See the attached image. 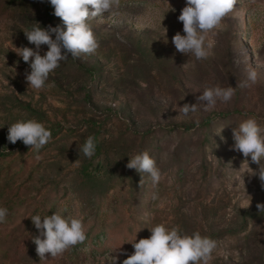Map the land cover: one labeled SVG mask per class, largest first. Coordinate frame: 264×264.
Wrapping results in <instances>:
<instances>
[{
    "label": "rangeland",
    "instance_id": "374dc122",
    "mask_svg": "<svg viewBox=\"0 0 264 264\" xmlns=\"http://www.w3.org/2000/svg\"><path fill=\"white\" fill-rule=\"evenodd\" d=\"M185 6L119 0L87 21L95 51L69 55L37 91L26 82L31 58L25 63L16 48L36 50L24 35L35 24L65 26L49 0H0V208L7 209L0 264H108L110 255L122 264L132 242L159 224L216 241L207 264H264V211L256 207L264 188L249 171L259 166L231 150L233 129L244 120L255 117L264 130V0H237L205 34V44L214 43L201 60L172 44L177 32L185 35L178 21ZM47 50L41 45L40 55ZM249 67L257 81L241 86ZM216 86L235 94L208 111L182 114L184 104ZM21 120L50 130L38 152L8 142V127ZM89 136L91 158L80 151ZM145 151L161 172L155 186L126 167ZM55 212L80 219L86 239L40 260L31 217Z\"/></svg>",
    "mask_w": 264,
    "mask_h": 264
},
{
    "label": "clouds",
    "instance_id": "9594fccd",
    "mask_svg": "<svg viewBox=\"0 0 264 264\" xmlns=\"http://www.w3.org/2000/svg\"><path fill=\"white\" fill-rule=\"evenodd\" d=\"M49 3L54 8V15L61 19L65 28L49 26L47 29H42L35 24L31 29H25L24 35L36 50L21 47L16 48L15 51L25 63L31 58L29 65L31 71L26 74V82L29 87L37 91L44 89L49 74L69 55L77 59L82 53L91 54L95 51L98 43L87 21L101 17L105 12H111L114 5L119 6V0H49ZM236 3L237 0H186V6L178 16L185 35L182 36L177 32L172 37V44L177 52L184 55L190 53L197 60L206 59L214 42L210 41L206 45L205 34L215 29L221 19L234 9ZM171 10L175 11V9ZM41 45H46L48 48L43 56L39 53ZM257 76L255 69L249 67L247 80L241 86H247L249 82L255 84ZM234 94L235 88L230 86L206 88L197 98L198 103L184 104L181 112L187 116L200 107L208 111L215 107L218 100L228 102ZM262 132L264 130L258 126L255 117L244 120L238 128L233 129L234 145L231 150L241 153L245 158L250 156L251 161L259 166L257 171L248 169L252 176H258L261 187L264 188ZM50 139V130L36 120H21L8 127L9 143L22 141L25 146H30V149L37 152ZM95 148L94 137L89 136L80 151L85 157L91 158ZM36 158L39 159V156ZM126 167L136 170L139 174H147L153 186L161 180V172L156 167V162L146 151L130 158ZM141 177L140 184L144 180V177ZM256 207L260 212L264 211V204H257ZM6 216L7 209L0 208V223L5 221ZM31 220L34 227L40 230L39 236L33 238L40 260H46V253L51 257L62 255L70 247L83 243L86 239L82 221L71 215L65 216L61 212H55L43 219L35 215ZM149 231L151 233L149 238L132 242L134 251L131 255L124 253L128 258L124 259L122 264H198L201 261L207 264L211 258L210 254L217 246L216 241L202 237L198 232L191 236L180 235L177 227L169 230L163 224H159ZM107 259L108 264H117L116 256L110 255Z\"/></svg>",
    "mask_w": 264,
    "mask_h": 264
},
{
    "label": "trees",
    "instance_id": "16d2710c",
    "mask_svg": "<svg viewBox=\"0 0 264 264\" xmlns=\"http://www.w3.org/2000/svg\"><path fill=\"white\" fill-rule=\"evenodd\" d=\"M209 121H210V120L205 121L204 124H205V125H208V124H209ZM187 128H188L187 126H184V129H187ZM0 156H1V155H0Z\"/></svg>",
    "mask_w": 264,
    "mask_h": 264
}]
</instances>
